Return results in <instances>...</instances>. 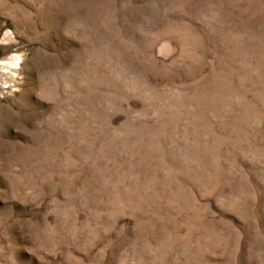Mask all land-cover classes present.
<instances>
[{"label": "rangeland", "instance_id": "rangeland-1", "mask_svg": "<svg viewBox=\"0 0 264 264\" xmlns=\"http://www.w3.org/2000/svg\"><path fill=\"white\" fill-rule=\"evenodd\" d=\"M0 264H264V0H0Z\"/></svg>", "mask_w": 264, "mask_h": 264}]
</instances>
